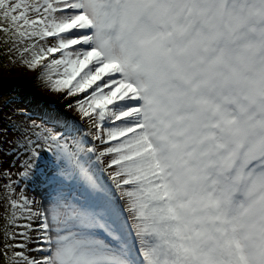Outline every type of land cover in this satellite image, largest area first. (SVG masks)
I'll use <instances>...</instances> for the list:
<instances>
[{"label": "snow or ice", "instance_id": "obj_1", "mask_svg": "<svg viewBox=\"0 0 264 264\" xmlns=\"http://www.w3.org/2000/svg\"><path fill=\"white\" fill-rule=\"evenodd\" d=\"M0 264H264V0H0ZM22 83V82H21Z\"/></svg>", "mask_w": 264, "mask_h": 264}, {"label": "rangeland", "instance_id": "obj_2", "mask_svg": "<svg viewBox=\"0 0 264 264\" xmlns=\"http://www.w3.org/2000/svg\"><path fill=\"white\" fill-rule=\"evenodd\" d=\"M23 82L29 85L28 89H26L25 84ZM14 88H22L26 90L35 99H37L40 102H42V99L40 98V96L42 97L45 96L51 99H55V97L50 96L46 92H42L37 85L33 84L31 82L30 75L26 72V70L21 71V70L13 69L7 74H5V70L0 69V92L7 91L10 89H14Z\"/></svg>", "mask_w": 264, "mask_h": 264}]
</instances>
